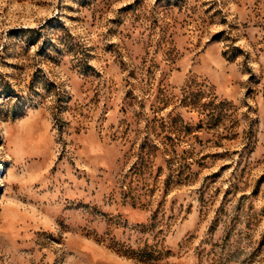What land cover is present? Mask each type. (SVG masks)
Instances as JSON below:
<instances>
[{
  "label": "rangeland",
  "instance_id": "374dc122",
  "mask_svg": "<svg viewBox=\"0 0 264 264\" xmlns=\"http://www.w3.org/2000/svg\"><path fill=\"white\" fill-rule=\"evenodd\" d=\"M0 264H264V0H0Z\"/></svg>",
  "mask_w": 264,
  "mask_h": 264
}]
</instances>
